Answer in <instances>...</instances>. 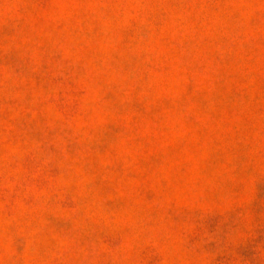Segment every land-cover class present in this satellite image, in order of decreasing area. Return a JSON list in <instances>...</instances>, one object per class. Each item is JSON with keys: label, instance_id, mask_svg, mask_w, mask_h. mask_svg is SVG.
I'll return each instance as SVG.
<instances>
[{"label": "rangeland", "instance_id": "1", "mask_svg": "<svg viewBox=\"0 0 264 264\" xmlns=\"http://www.w3.org/2000/svg\"><path fill=\"white\" fill-rule=\"evenodd\" d=\"M0 264H264V0H0Z\"/></svg>", "mask_w": 264, "mask_h": 264}]
</instances>
